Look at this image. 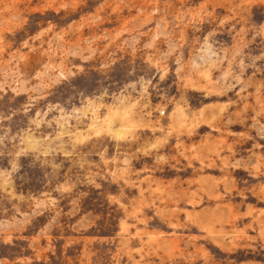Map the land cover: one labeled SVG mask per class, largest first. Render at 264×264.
Masks as SVG:
<instances>
[{
    "label": "rangeland",
    "instance_id": "1",
    "mask_svg": "<svg viewBox=\"0 0 264 264\" xmlns=\"http://www.w3.org/2000/svg\"><path fill=\"white\" fill-rule=\"evenodd\" d=\"M0 264H264V0H0Z\"/></svg>",
    "mask_w": 264,
    "mask_h": 264
}]
</instances>
